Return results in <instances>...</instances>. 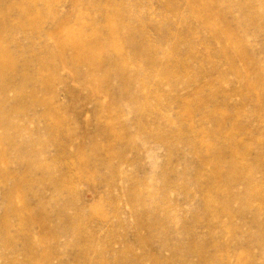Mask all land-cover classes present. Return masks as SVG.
Returning a JSON list of instances; mask_svg holds the SVG:
<instances>
[{
	"label": "rangeland",
	"instance_id": "374dc122",
	"mask_svg": "<svg viewBox=\"0 0 264 264\" xmlns=\"http://www.w3.org/2000/svg\"><path fill=\"white\" fill-rule=\"evenodd\" d=\"M0 34V264H264V0H0Z\"/></svg>",
	"mask_w": 264,
	"mask_h": 264
},
{
	"label": "bare ground",
	"instance_id": "6f19581e",
	"mask_svg": "<svg viewBox=\"0 0 264 264\" xmlns=\"http://www.w3.org/2000/svg\"><path fill=\"white\" fill-rule=\"evenodd\" d=\"M122 11V10H121ZM117 12V11H116ZM107 20H109L108 18H107ZM110 21V20H109ZM110 27V26H109ZM116 27H117V25H116ZM118 28V27H117ZM110 29V33L108 32V34H113V33H115L116 32V28L114 29V31H113V25L111 26V28H109ZM62 32H65V31H62ZM61 32V33H62ZM63 35H65L64 36V38H63V40L62 41H60L59 42V45H58V48L59 49H61V48H63V47H65V46H74L75 48H76V58H77V62H79V63H81V62H83V63H86V64H88L89 66H90V68H97V66H99L100 65V62H99V60H98V56H96V55H94V54H92L91 53V51L94 53V48H96V47H98L99 46V40H95V42H93V43H90V42H88V41H86V40H84V39H80V38H77V37H73V36H70L69 35V32H65ZM0 37H1V34H0ZM114 51H116L115 49H114ZM115 55H116V58H117V60H115V62H114V64H116L117 66H119L120 65V63H119V61H118V54L119 53H114ZM1 65H2V69L3 70H11L12 68H14V66H13V64H10V63H12V62H10L9 61V58H8V55L7 54H5V53H3L2 54V56H1ZM75 60V59H74ZM121 68V67H120ZM2 70V71H3ZM120 70V69H119ZM7 72V71H6ZM124 71H123V69L121 70V74H123V75H121V77H122V82H123V85L124 86H122L123 88L126 86V84L128 83V79H127V77H125L124 75V73H123ZM57 119V118H56ZM55 121V120H54ZM59 121V120H58ZM57 121V122H58ZM53 123H55V125H57L58 126V123L56 124V122H53ZM0 124L1 125H3L4 127H11L10 126V124H6L5 122H3V120H1L0 119ZM57 126H56V128H57ZM52 127H54V126H52ZM47 130V129H46ZM45 130V131H46ZM52 130H53V128H52ZM17 131V130H16ZM47 131H49V130H47ZM50 131H51V129H50ZM5 139V138H4ZM29 144V143H28ZM33 145V144H32ZM34 146V145H33ZM26 147V146H25ZM27 152V151H26ZM21 157V156H20ZM24 158V157H23ZM29 166H30V164H29ZM233 169H235V166H231ZM216 169H215V174L216 175H219V173H220V167L217 165L216 167H215ZM135 189V188H134ZM15 192V191H14ZM138 196V195H137ZM5 207H7V206H5ZM6 209V208H5ZM8 211V210H7ZM9 212V211H8ZM5 219H3V221H4ZM2 221V222H3ZM5 222V224H7L8 225V219H7V222L8 223H6V220L4 221ZM4 224V226H6ZM38 243V242H37ZM42 244H44V240H42ZM32 264H38L37 262H35V261H33L32 262ZM40 264V263H39Z\"/></svg>",
	"mask_w": 264,
	"mask_h": 264
}]
</instances>
